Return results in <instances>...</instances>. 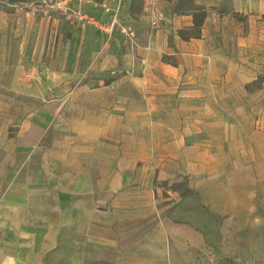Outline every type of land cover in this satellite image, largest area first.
<instances>
[{
	"label": "rangeland",
	"instance_id": "obj_1",
	"mask_svg": "<svg viewBox=\"0 0 264 264\" xmlns=\"http://www.w3.org/2000/svg\"><path fill=\"white\" fill-rule=\"evenodd\" d=\"M47 1L0 0L7 6L24 5L26 10L17 32L20 42H0V139L5 133L14 138L24 118L35 109L38 117L33 122L31 145L43 147L44 154L51 153L56 161L63 148L77 144L78 130L83 136L88 121L99 125L102 171L116 167L118 173L132 171L140 178L139 185L118 186L116 246L106 245V252L102 250L107 263L111 259L112 264H170L181 251L174 239L175 223H197L214 241L218 210L225 214L221 220L232 216L235 224L243 225L233 235L241 253L249 255L260 247L264 258V14L252 22L248 15L221 20L230 47L227 74L222 79L226 88H214L212 103L202 109L210 111L212 124L227 123L228 134L208 139L216 149L221 145L222 153H214L212 163H223L224 168L222 174L212 176L218 180L197 185L196 179L212 173L194 166L205 161L191 148L188 117L179 112L176 95L165 96L158 87L164 75L156 69L146 74L142 68V20L146 5L153 6L158 0H119L116 9L108 0H93L106 14L114 11L118 24L111 33L52 9ZM30 2L42 7L47 18L30 20ZM203 6L195 0L194 4L179 0L176 7L203 19ZM154 16L150 25L156 27L160 17L154 23ZM5 18L8 32L13 27L15 33L17 22ZM98 33L101 40L95 48ZM163 58L175 62L167 55ZM12 80L19 83L18 88H9ZM186 80L183 74L181 81ZM214 81H220V75H213ZM111 83L113 87L108 86ZM141 83L148 87L136 88ZM47 85L51 89L45 90ZM123 94L139 102L127 105L119 100ZM163 124L179 126L180 137L165 135ZM88 134L92 136L91 131ZM20 140L29 141L27 137ZM148 164L155 168L146 169ZM148 178L151 183L145 185ZM132 209L147 214L143 227L133 225ZM110 233L112 228L102 227L103 237ZM213 258V252L205 250L195 260L196 264H213Z\"/></svg>",
	"mask_w": 264,
	"mask_h": 264
},
{
	"label": "crops",
	"instance_id": "obj_2",
	"mask_svg": "<svg viewBox=\"0 0 264 264\" xmlns=\"http://www.w3.org/2000/svg\"><path fill=\"white\" fill-rule=\"evenodd\" d=\"M178 1L158 0L153 6L146 5L147 15L140 29L144 57L142 68L146 74H153L156 69L157 73L164 75L165 80L158 87L165 96H169L170 92L176 95L179 112L188 117L189 138L193 140L191 148L205 161L195 162L194 166L196 170L212 173L209 176L206 173L203 179H196L195 182L197 185L208 184L210 180H218V177L212 176L222 174L224 168L223 163H212V155L222 153L221 145L217 144L216 149L212 140L208 139L223 138L228 134L226 122L212 124L210 111L202 109L212 103L214 88H226L222 79L223 74H227L230 47L228 31L221 20L234 18V15H248L252 22L259 14H264V0H195L205 5L207 12L200 27V35L189 39L182 38L178 31L194 25V14L177 10ZM108 2L116 9L119 0ZM23 6L0 4L1 43L20 42L17 32L21 19L25 17ZM71 6L81 7L106 23L114 19V11L107 15L95 3L79 5L73 1ZM29 7L27 13L30 20L37 22L47 18L42 7L33 2H30ZM6 10H10V13ZM154 13L160 17L156 27L150 25ZM5 16L17 22L15 33L12 32L13 27L8 32L10 29L5 25H8ZM4 29L7 32H3ZM249 36L252 40L253 29ZM100 40L98 33L95 48ZM5 50H2L3 57ZM165 55L175 62L164 60ZM183 74H187L186 82L181 81ZM213 75H220V81L213 82ZM18 86L16 81L9 82L10 89ZM108 86L113 87L114 83ZM135 86L141 90L148 87L142 83ZM48 89H51L50 85L45 87V90ZM32 90L36 95V90ZM119 100L127 105L139 102V99L125 94ZM37 117L34 109L24 118L23 126L14 138L5 133L0 139V264H112L111 259L107 263L102 258V250H105L106 245L113 249L116 246L117 189L118 186L139 185L140 178H136L132 171L118 173L116 167L112 171H102L100 128L89 121L82 130L83 136L78 130L77 144L63 148L59 160H52L51 153L44 154L46 149L31 145V137L34 136L32 128L35 126L33 122ZM163 125L166 127L163 132L165 135L180 137L179 126ZM90 131L92 136L88 134ZM22 137H27L29 141H21ZM80 139L88 145L83 146ZM154 168L151 164L146 167L148 170ZM144 183L150 185L151 178ZM131 211L134 213L133 225L143 227L147 214L135 213L138 209ZM216 215L219 216L216 225L218 235L214 241L199 230L197 223H175L174 239L181 251L170 264H196L195 259L205 250L213 252V264H264L260 247L249 255L243 251L244 255L237 241H233V235L243 225L235 224L232 216L221 220L220 217H225V214L220 210ZM102 227L112 228L113 234L110 233L108 238L103 237ZM108 253L111 254L110 250Z\"/></svg>",
	"mask_w": 264,
	"mask_h": 264
},
{
	"label": "built area",
	"instance_id": "obj_3",
	"mask_svg": "<svg viewBox=\"0 0 264 264\" xmlns=\"http://www.w3.org/2000/svg\"><path fill=\"white\" fill-rule=\"evenodd\" d=\"M77 2L79 5H82L84 3H91L93 0H48L47 3L49 7L52 9H55L57 11H60L64 14H69L70 16H76L81 19H85L89 21L90 23H93L97 25L102 31L104 30L106 33H111L115 29L116 24H118V21L116 19H113L111 22L106 23L99 19H97L95 16L83 11L81 7H73L71 6V2ZM155 20L154 23H157L158 15L155 13ZM122 31L128 32L127 28H122Z\"/></svg>",
	"mask_w": 264,
	"mask_h": 264
},
{
	"label": "trees",
	"instance_id": "obj_4",
	"mask_svg": "<svg viewBox=\"0 0 264 264\" xmlns=\"http://www.w3.org/2000/svg\"><path fill=\"white\" fill-rule=\"evenodd\" d=\"M187 2H192L194 4V0H186ZM204 8L205 10V13H203V15L205 14L206 15V7H202ZM194 14V25L191 26V27H187V28H182L180 29L178 32H179V35L184 38V39H189L190 37H194V36H199L200 35V27H201V24H202V17H199L197 14ZM205 17V16H204ZM191 31V32H190Z\"/></svg>",
	"mask_w": 264,
	"mask_h": 264
},
{
	"label": "bare ground",
	"instance_id": "obj_5",
	"mask_svg": "<svg viewBox=\"0 0 264 264\" xmlns=\"http://www.w3.org/2000/svg\"><path fill=\"white\" fill-rule=\"evenodd\" d=\"M92 2H93V1H92ZM92 2H91V3H92Z\"/></svg>",
	"mask_w": 264,
	"mask_h": 264
}]
</instances>
